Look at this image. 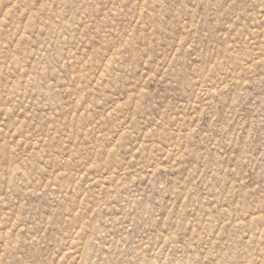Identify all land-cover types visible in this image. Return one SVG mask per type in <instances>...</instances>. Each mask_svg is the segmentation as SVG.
Segmentation results:
<instances>
[{
	"label": "rangeland",
	"instance_id": "obj_1",
	"mask_svg": "<svg viewBox=\"0 0 264 264\" xmlns=\"http://www.w3.org/2000/svg\"><path fill=\"white\" fill-rule=\"evenodd\" d=\"M0 264H264V0H0Z\"/></svg>",
	"mask_w": 264,
	"mask_h": 264
}]
</instances>
